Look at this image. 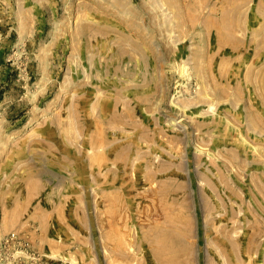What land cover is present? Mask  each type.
Returning a JSON list of instances; mask_svg holds the SVG:
<instances>
[{
  "label": "rangeland",
  "instance_id": "rangeland-1",
  "mask_svg": "<svg viewBox=\"0 0 264 264\" xmlns=\"http://www.w3.org/2000/svg\"><path fill=\"white\" fill-rule=\"evenodd\" d=\"M0 264H264V0H0Z\"/></svg>",
  "mask_w": 264,
  "mask_h": 264
},
{
  "label": "bare ground",
  "instance_id": "bare-ground-1",
  "mask_svg": "<svg viewBox=\"0 0 264 264\" xmlns=\"http://www.w3.org/2000/svg\"><path fill=\"white\" fill-rule=\"evenodd\" d=\"M209 47V46H208ZM190 77V76H189ZM202 96V95H201ZM191 134V133H190Z\"/></svg>",
  "mask_w": 264,
  "mask_h": 264
}]
</instances>
